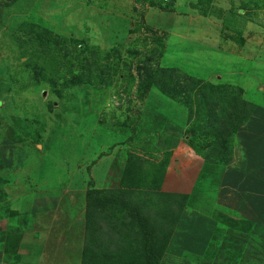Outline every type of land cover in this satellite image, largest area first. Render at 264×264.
<instances>
[{
	"label": "rangeland",
	"instance_id": "obj_1",
	"mask_svg": "<svg viewBox=\"0 0 264 264\" xmlns=\"http://www.w3.org/2000/svg\"><path fill=\"white\" fill-rule=\"evenodd\" d=\"M182 74L190 78L175 81ZM240 99L256 109L233 136L222 129L237 123ZM178 127L180 137L167 132ZM7 141L20 146L14 165L25 187L52 192L74 233L46 248L36 214L7 195L0 264H81L89 189L130 186L132 200L152 203L168 171L171 188L178 171L192 178L208 155L227 166L245 143L264 142V0H0V147ZM12 177L0 168V185ZM202 193L201 206L237 217ZM118 208L110 213L122 224L128 210ZM192 228L180 224L176 234ZM171 238L161 264H205V253Z\"/></svg>",
	"mask_w": 264,
	"mask_h": 264
},
{
	"label": "trees",
	"instance_id": "obj_2",
	"mask_svg": "<svg viewBox=\"0 0 264 264\" xmlns=\"http://www.w3.org/2000/svg\"><path fill=\"white\" fill-rule=\"evenodd\" d=\"M198 1L202 2V0ZM179 77L187 80L190 78L187 74H182L175 77V81H178ZM170 97L173 99L175 95L171 94ZM233 107L235 108L233 119L237 120V123L231 128L227 126L228 123H225L222 130H225L226 133L232 132L231 134L235 136L256 108L253 103L243 99L236 101ZM171 131L180 137L183 128L167 130V132ZM164 146L167 147L165 144ZM206 161L208 165L202 168L191 193L166 192L159 189L152 193V203L150 200L143 203L132 200L130 197L136 191L130 186L127 188L120 186L118 190L115 187L106 190L89 189L86 207L87 237L81 264H161V258L179 218L185 207L190 206L220 222L213 234L210 246L205 252L203 263L264 264V238H259L251 233L250 226L252 224L244 225L239 221L227 219L223 215L215 213L214 209L201 206L202 202L206 203L204 197H201L202 192L207 190L213 191L215 204L226 168V165H216L211 155H208ZM3 167L4 164L1 162L0 168ZM202 181L203 184H201ZM6 183L0 185V203L7 199L3 188ZM198 183L202 186H198ZM116 190L123 192L125 196L117 198L119 195L115 194ZM115 202L123 206L118 208L114 204ZM114 208L128 210L124 213L122 224L119 221L121 218L113 217V214L110 213ZM11 212L17 213L15 210H11ZM16 215L18 216V213ZM99 219L110 221V226L104 227L103 221H99ZM112 223L116 224L117 230L111 227ZM92 233L94 238H91ZM0 236V250H4L7 245L4 244L3 248L5 232L0 231ZM11 237L12 235L8 234L6 237L8 241H5L16 246V241L10 240ZM92 239H95L92 243L93 248L91 247ZM220 239L221 242L218 243ZM109 242L116 243L118 246H111ZM127 250H131L130 255ZM121 251L124 252V255L119 259Z\"/></svg>",
	"mask_w": 264,
	"mask_h": 264
},
{
	"label": "crops",
	"instance_id": "obj_3",
	"mask_svg": "<svg viewBox=\"0 0 264 264\" xmlns=\"http://www.w3.org/2000/svg\"><path fill=\"white\" fill-rule=\"evenodd\" d=\"M249 143L243 145L246 153L243 154L242 150H240V157L237 156L231 164L226 166L216 203L220 207L229 208L235 211V213L237 212V217L224 216L225 218L239 221L247 226L252 224L250 226L251 233L259 238H264V157L262 158L259 153L253 154L248 149V145L252 149L260 147L264 154V142L262 144L258 142L256 145ZM19 147V144L12 141H7L6 144L0 147L2 163L4 166L8 165V167L12 168L13 172L10 182L6 183L3 188L10 202L14 204L18 202L19 207L15 205V209L23 206L28 212L36 214L33 227L39 229V233H44L43 237H45L46 242H43L42 245H45L46 248L50 245L57 246L58 244H54V241H57V239L59 241L63 240L66 231L74 233V217L67 209L64 212H60L57 209L59 204H61L60 202H58L57 207L53 206L55 198L52 192L42 191L39 194L25 187L23 182L25 175L19 172V170L22 171L24 168H21V165H14L20 157ZM201 165L203 164L199 160L198 165L193 170L196 171V175L192 178L186 177L184 169L181 172L178 171L174 182L171 183L173 186L171 188L168 187L170 176L168 171L162 180L160 190L191 193L198 181V175L202 168ZM249 179H252V181L250 182ZM28 180L30 179L28 178ZM250 184H253L254 187H251ZM69 219L70 223L68 222ZM178 223L171 238L172 243L179 238L180 244L186 251H198L202 253L206 252L209 241L216 228L220 225V222L214 217L197 210H188L187 207L183 210ZM180 224H191L193 231L188 232L187 235H177L176 233L179 231ZM0 228L2 229V227ZM60 232L62 234L59 235ZM76 233L82 236L81 227ZM175 236L179 237L175 238ZM80 250L83 251V246Z\"/></svg>",
	"mask_w": 264,
	"mask_h": 264
}]
</instances>
